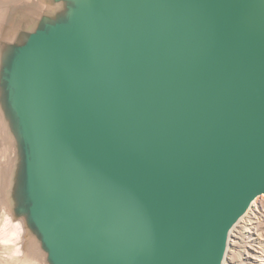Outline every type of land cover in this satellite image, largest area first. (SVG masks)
<instances>
[{"label": "water", "instance_id": "obj_1", "mask_svg": "<svg viewBox=\"0 0 264 264\" xmlns=\"http://www.w3.org/2000/svg\"><path fill=\"white\" fill-rule=\"evenodd\" d=\"M0 21L6 261L224 264L264 195V0H17Z\"/></svg>", "mask_w": 264, "mask_h": 264}, {"label": "rangeland", "instance_id": "obj_2", "mask_svg": "<svg viewBox=\"0 0 264 264\" xmlns=\"http://www.w3.org/2000/svg\"><path fill=\"white\" fill-rule=\"evenodd\" d=\"M17 0H0V14L4 11H8V8L16 3ZM1 24V21H0ZM1 150V146H0ZM1 159V154H0ZM256 208L249 215L247 214L245 220L234 228L230 238L229 248L224 264H264V258H260L259 261L248 258V245L250 240L246 236H242L245 227L249 224L250 220H257L260 224L259 236L262 238L264 245V195L256 200ZM251 215V216H250ZM250 216V217H249ZM6 217L0 213V234L2 233L3 226L6 223ZM246 221V222H245ZM246 225V226H245ZM2 239L0 243L2 245ZM15 244V243H14ZM12 243V245L14 246ZM264 249V248H263ZM259 253H263V250L258 249ZM11 252L0 248V264H9L6 260L10 257Z\"/></svg>", "mask_w": 264, "mask_h": 264}, {"label": "bare ground", "instance_id": "obj_3", "mask_svg": "<svg viewBox=\"0 0 264 264\" xmlns=\"http://www.w3.org/2000/svg\"><path fill=\"white\" fill-rule=\"evenodd\" d=\"M255 208H256V203L253 204V206L251 208V212H253V210H255ZM246 217H244L240 222L242 223ZM6 221H7V224L5 225L6 229H7V227H10V225H12V228H11L12 233L10 230L8 232L6 231L8 233V235H6V237H5V238H8L6 240V242L17 241V238L21 236V231H22L21 228L18 225H13L10 219H7ZM259 231H260L259 222L257 220H254V221L250 220L249 224L245 227V230L242 233V236H246V238H248L250 240V245H248V249H247L248 258L254 259L256 261H259L260 258H262V259L264 258V249H263L264 245L262 242V238L259 236ZM232 233H233V231H232ZM232 233H231V235H232ZM9 249L13 250L12 247H9ZM258 249L263 250V253L262 254L259 253Z\"/></svg>", "mask_w": 264, "mask_h": 264}]
</instances>
